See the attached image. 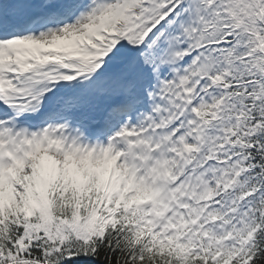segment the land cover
Returning <instances> with one entry per match:
<instances>
[{
    "label": "snow or ice",
    "instance_id": "obj_1",
    "mask_svg": "<svg viewBox=\"0 0 264 264\" xmlns=\"http://www.w3.org/2000/svg\"><path fill=\"white\" fill-rule=\"evenodd\" d=\"M0 264H264V0H0Z\"/></svg>",
    "mask_w": 264,
    "mask_h": 264
}]
</instances>
